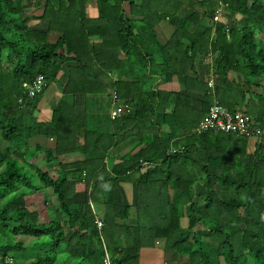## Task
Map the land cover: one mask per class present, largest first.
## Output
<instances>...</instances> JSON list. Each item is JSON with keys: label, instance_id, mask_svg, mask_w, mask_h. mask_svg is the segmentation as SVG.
Masks as SVG:
<instances>
[{"label": "trees", "instance_id": "obj_1", "mask_svg": "<svg viewBox=\"0 0 264 264\" xmlns=\"http://www.w3.org/2000/svg\"><path fill=\"white\" fill-rule=\"evenodd\" d=\"M222 5L229 23L214 21ZM39 75L47 87L32 99L22 85ZM150 77L178 90L147 87ZM261 80L264 0H0V264H139L157 241L175 264H264V144L250 151L247 138L194 133L214 100L232 110L261 104L249 95ZM51 84L73 100H59L53 121L42 123L38 107ZM109 87L113 106H128L115 120L124 129L118 139L141 148L101 165L86 144L94 137L98 148L103 134L82 124L84 159L59 157L75 141L64 119ZM252 106L264 138V109ZM34 137L57 146L31 145ZM42 154L48 170L32 162ZM121 183L133 184L131 203Z\"/></svg>", "mask_w": 264, "mask_h": 264}, {"label": "crops", "instance_id": "obj_2", "mask_svg": "<svg viewBox=\"0 0 264 264\" xmlns=\"http://www.w3.org/2000/svg\"><path fill=\"white\" fill-rule=\"evenodd\" d=\"M88 14L91 18H96L98 16V10L91 7L88 9ZM38 16V15H37ZM202 61L200 60V62ZM237 74V73H231ZM238 75V74H237ZM117 79V75H110L109 78L105 79L106 83H111L112 81H115ZM159 81V80H158ZM231 81H236L231 77ZM262 81V80H261ZM260 81V83L263 85V83ZM236 82L242 84L243 79H238ZM107 84V85H109ZM166 86H173L177 84L170 83V84H163ZM53 87L51 91V98L52 100H56V104L58 103L61 98L57 100L58 97L62 96V88L59 84H51L50 87ZM49 87V88H50ZM48 88V89H49ZM173 88V87H171ZM47 89V90H48ZM46 90V91H47ZM171 90H178L177 88H173ZM167 90V91H171ZM114 93L112 89L109 87L107 89V92L105 94H90L87 95L85 98H82L81 102L76 106L74 109V117L72 118L75 120L69 121L68 119H64V128H69L72 130L70 138L72 140H75L73 145H67L64 147L66 149V152L62 155H58L59 157L64 158L65 160H83L84 156L83 153L85 151V146H89L91 148L92 154H94V157L101 160L104 158L102 162H98L101 165L104 164L107 167H111V165L118 162V160H121L124 155H127L129 153H134L138 151L141 147V145H138V140H134L129 138L128 140L124 141L122 138L121 140L118 139V134L124 132V129L121 131V127L118 125H115V122L110 119L109 113L111 109L113 108V96ZM45 94V93H44ZM44 96V95H43ZM42 96V99H43ZM68 102H71V99H67ZM66 100V101H67ZM78 101V100H77ZM76 101V102H77ZM48 107H46V100L44 99V106H42V103L40 101L38 112H37V119L39 122L42 123H50L53 121L54 118V112L53 107L50 106V102L47 101ZM239 109H244V104H237L235 106ZM51 108V109H50ZM81 110V111H80ZM79 112L82 113V115H79ZM246 112V111H245ZM126 114V113H125ZM42 115V116H41ZM79 119V120H78ZM57 121V120H55ZM84 124L85 128L89 131H98L99 134H103L102 141L100 143V146L97 148V146H94V137H90L89 142L84 145V139L82 145H84V149L82 150V145L79 146L82 140V137H79L82 133V127L81 125ZM111 135L117 138L116 144L115 140L112 138H109ZM254 143V142H253ZM31 145H40L43 148H49V149H55L57 146L56 139H46L45 137H35L31 140ZM250 151H251V142H250ZM72 151V152H69ZM83 151V152H82ZM90 151V152H91ZM91 154H89L90 156ZM42 161L44 162L46 158H44L46 155L42 154ZM46 164V163H45ZM48 166V165H47ZM55 173V172H54ZM122 189L125 191L128 201L131 203L133 199V192L134 187L131 183H121ZM185 220V219H184ZM184 222V223H183ZM185 221H182L183 226H185ZM166 242L165 241H157V245L153 248H143L140 252V258H139V264H171L172 260H176V255L170 251L166 250Z\"/></svg>", "mask_w": 264, "mask_h": 264}, {"label": "built area", "instance_id": "obj_3", "mask_svg": "<svg viewBox=\"0 0 264 264\" xmlns=\"http://www.w3.org/2000/svg\"><path fill=\"white\" fill-rule=\"evenodd\" d=\"M221 3L223 0H220ZM225 5L218 7L216 10L215 21H219L224 14ZM209 85L212 87L213 82ZM23 92L28 97L34 99L37 98L47 87V81L42 76H37L32 82L23 83ZM117 95L114 93L113 99H116ZM128 106L118 102L114 104L111 109L109 116L112 121H115L122 117L128 110ZM260 123L253 117L249 116L240 110H230L222 106L218 101H214L211 105L210 111L203 120L199 123L198 127L195 128L194 133L197 135L214 131L219 133L233 134L238 137L245 138H259L263 131L261 130ZM98 228H102L103 224L97 221Z\"/></svg>", "mask_w": 264, "mask_h": 264}, {"label": "rangeland", "instance_id": "obj_4", "mask_svg": "<svg viewBox=\"0 0 264 264\" xmlns=\"http://www.w3.org/2000/svg\"><path fill=\"white\" fill-rule=\"evenodd\" d=\"M196 7V9L199 11V12H201V13H204L205 12V9L204 8H202L201 6H199V5H196L195 6ZM41 10L40 9H37L36 8V6H35V4H30V6H29V8H28V12H29V15L31 16V17H34V16H36V15H38V14H40L41 12H40ZM239 18V17H238ZM221 21H224V22H227V23H229V20L227 19V15L225 16L224 15V17H223V19L221 20ZM37 22L36 21H34V20H32L29 24H36ZM202 23L205 25V21H202ZM161 27H162V29L163 30H165V36H163L164 38H168L169 37V35H170V25L169 24H167V23H161ZM50 41H52V42H54L55 41V36H50ZM74 64H71V66H73ZM202 75H203V73L206 71V68L205 67H203L202 68ZM123 76H121V78H122ZM231 77H233V79L234 80H238V79H241L242 77L238 74H232L231 75ZM146 81V85H147V87H151V86H155L156 87V89L157 88H159V89H161V90H171V89H175V88H177V86L176 85H173V86H166V85H163V83H161V82H159L158 81V77H150L149 79H146L145 80ZM262 83H263V88H264V81H261ZM92 83V80H91V82L90 83H88L87 85H90ZM171 87H173V88H171ZM262 87H260V88H255V89H253L252 91H253V93H248L250 96H251V99L254 101V99H257L258 100V102H260L259 101V99L262 101L261 102V104H257L256 105V109L252 106V102H251V100H249V101H247V103H246V105L248 106V105H250V106H252V110H253V112H255L256 110H262V109H264V102H263V97H260V94H263L264 93V89H263ZM52 89H53V87L51 86L46 92H45V94H44V96H43V99L41 100V103H42V106H44V99L46 100V107H48V104L49 103H47V101L48 102H50L51 104H50V106L51 107H53V108H55V106H56V100H52V98H51V91H52ZM257 93H259V94H257ZM257 95H259V97L257 96ZM59 98H61V99H64L65 101H66V99L68 98V99H71V101L73 100V94L72 95H70L69 97H65V96H63V93H62V96L61 97H58L57 98V100L59 99ZM59 102V101H58ZM67 102H68V100H67ZM246 105H244L245 107H244V109H243V111H248L249 110V108L246 106ZM51 109V108H50ZM242 110V109H241ZM249 114H251V112H248ZM256 113V112H255ZM42 116V115H41ZM251 116H253V117H255V114L253 113ZM35 138V137H34ZM33 138V139H34ZM251 142V151H253L254 150V143L253 142H255V140H251L250 141ZM117 143V142H116ZM5 145V143L2 141V139H1V137H0V148L1 147H3ZM43 156L41 155V156H38L36 159H34L32 162L33 163H37L43 170H48V166L42 161V158ZM45 158V157H44ZM37 161H39V162H37ZM50 174L51 175H53V176H55V173L53 172V170L52 171H50ZM47 192H48V194H49V200H50V206L52 207V208H55L57 205H58V203H57V200H56V198H55V196H54V194L51 192V190L50 189H47ZM183 221H185V220H183ZM184 223V222H183ZM186 223V222H185ZM184 225V224H183ZM185 226H186V224H185ZM200 227H198L197 229H199ZM190 235H192V233L190 234ZM19 239H22V238H19ZM24 239V242L26 243V244H30V242L31 241H33L34 240V238H30V237H25V238H23ZM218 242L219 241H215L214 242V244L215 245H217L218 244ZM209 243H211V242H209ZM172 264H175L176 263V261H174V260H172V262H171Z\"/></svg>", "mask_w": 264, "mask_h": 264}, {"label": "clouds", "instance_id": "obj_5", "mask_svg": "<svg viewBox=\"0 0 264 264\" xmlns=\"http://www.w3.org/2000/svg\"><path fill=\"white\" fill-rule=\"evenodd\" d=\"M215 15H216V13H215ZM224 15H225V12H224V14H223V16L220 18V20L219 21H215V16H214V21L217 23V22H223V21H221L222 19H223V17H224ZM230 77H231V73H230ZM214 79H215V77H213L211 80H210V82L212 81L213 82V86H212V88L214 87V84H215V82H214ZM209 82V83H210ZM210 86V85H209ZM211 87V86H210ZM215 101V100H214ZM213 101V102H214ZM217 101V100H216ZM219 102V101H218ZM222 106H224V105H222ZM224 107H226V106H224ZM226 108H228V107H226ZM230 110H232V109H230ZM233 110H240V111H243V110H241V109H239V108H236V109H233ZM243 112H245V111H243ZM246 114H248L247 112H245ZM249 115V114H248ZM249 116H251V115H249ZM251 117H253V116H251ZM254 118V117H253ZM255 119V118H254ZM256 120V119H255ZM243 138H245V137H243ZM247 139H249V141H251V140H255V141H258L259 142V144H264V138L261 136V138H256V137H253V138H247ZM110 264V263H109Z\"/></svg>", "mask_w": 264, "mask_h": 264}]
</instances>
